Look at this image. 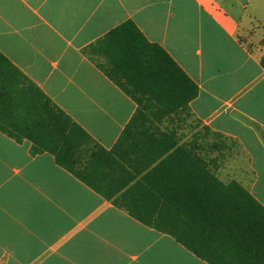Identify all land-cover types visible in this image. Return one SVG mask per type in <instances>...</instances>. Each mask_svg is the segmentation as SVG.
Returning a JSON list of instances; mask_svg holds the SVG:
<instances>
[{"label": "crops", "instance_id": "crops-1", "mask_svg": "<svg viewBox=\"0 0 264 264\" xmlns=\"http://www.w3.org/2000/svg\"><path fill=\"white\" fill-rule=\"evenodd\" d=\"M127 21L168 54L198 94L189 115L174 114L157 130L139 128L123 142L119 181H132L114 199L181 230L177 202L185 200L192 165L164 157L182 147L208 167L214 159L220 182H237L264 208V0H0V53L110 150L137 106L84 50ZM207 130L222 136L212 153ZM167 140L177 143L155 159ZM30 149L28 140L0 132V264H207L49 153Z\"/></svg>", "mask_w": 264, "mask_h": 264}, {"label": "trees", "instance_id": "trees-1", "mask_svg": "<svg viewBox=\"0 0 264 264\" xmlns=\"http://www.w3.org/2000/svg\"><path fill=\"white\" fill-rule=\"evenodd\" d=\"M84 54L137 106L112 149H103L1 53L0 132L16 142L28 140L32 155L49 153L59 167L113 205L149 227L166 230L163 233L207 264H264V208L237 182H220L212 167L214 159L210 158L208 167L204 157L182 147L164 157L168 161L178 155L182 164L192 165L185 200L177 202L183 216L181 230L172 231L140 217L114 199L132 181V177L119 181L123 142L139 128L157 130L174 114L189 115L188 104L197 96L198 87L131 21L105 34ZM261 64L264 66V56ZM207 132L212 153L223 145L222 136ZM151 136L147 140L160 143ZM165 143L155 159L166 155L177 142ZM134 188L128 187L127 192Z\"/></svg>", "mask_w": 264, "mask_h": 264}]
</instances>
